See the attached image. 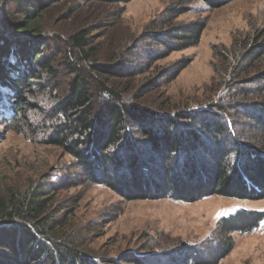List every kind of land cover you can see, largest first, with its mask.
Here are the masks:
<instances>
[{
  "label": "rangeland",
  "instance_id": "rangeland-1",
  "mask_svg": "<svg viewBox=\"0 0 264 264\" xmlns=\"http://www.w3.org/2000/svg\"><path fill=\"white\" fill-rule=\"evenodd\" d=\"M8 10L22 21L13 7ZM175 12L177 17L172 16ZM36 24L48 39L43 54L54 57L55 73L30 78L43 80L25 87L22 101L27 107L15 122H10L6 108L9 104L15 110L19 100L9 89L1 93L0 195L8 189L39 190L57 232L96 264H194L190 256L205 258L211 250L227 251L216 264H264V221L247 233L217 235L222 217L240 209L264 212V197L126 199L104 183L99 165L91 178L75 158L48 141L63 122L56 106L75 76L72 68L89 77L94 116L108 98L102 83L123 103L162 117L176 112L203 116L204 111L238 115L233 102L254 104L260 99L253 77L264 69V56L248 74L249 67H240V53L243 44L264 33V0H228L214 7L200 0H56ZM191 24L203 27L194 45L169 53L157 44L165 30ZM79 30L87 33L88 59L69 42ZM234 62L239 64L235 70ZM90 64H118L123 69L104 83L89 74ZM248 123L247 118L239 121L237 137L251 135L245 131ZM197 129L210 145L206 132ZM144 145L138 137L139 153L144 154Z\"/></svg>",
  "mask_w": 264,
  "mask_h": 264
},
{
  "label": "trees",
  "instance_id": "trees-1",
  "mask_svg": "<svg viewBox=\"0 0 264 264\" xmlns=\"http://www.w3.org/2000/svg\"><path fill=\"white\" fill-rule=\"evenodd\" d=\"M54 1L1 2L0 32L8 36L0 33V102L5 89L19 100L15 110L9 104L6 108L10 122H15L27 107L22 101L25 87L34 86V82L39 86L43 80L30 78L55 73L51 66L54 57L43 54L48 39L36 24ZM191 1L196 0L186 3ZM200 1L214 7L228 0ZM11 7L22 21L13 19L14 13L8 10ZM178 15L175 12L172 16ZM202 30L199 24L171 27L156 41L170 53L197 43ZM260 37L241 48L240 67H249L248 74L264 56V40L259 41ZM69 42L84 59L89 58L85 53L88 44L85 30L71 35ZM31 66L37 69L36 73ZM237 66L234 62L232 69ZM122 69L118 64H90L89 74L106 83L108 78L121 75ZM72 71L75 76L69 90L56 106L63 122L48 141L75 158L89 177H94L99 165L104 183L126 199L169 197L189 202L211 195L238 199L264 197V69H258L253 77L260 86L257 94L260 99L254 104L236 100L232 108L240 110L238 115L225 117L205 111L203 116L195 112L158 116L123 103L118 93L103 83L101 87L108 98L94 116L89 77L73 68ZM14 73L19 76L13 78ZM241 75L243 70L237 77ZM243 118L249 119L245 131L251 135L237 137L238 123ZM197 126L210 137V145L201 137ZM138 137L145 143L140 148L145 150L144 154L138 151ZM197 150L205 157L197 154ZM46 205L41 192L30 188L8 189L0 195V264H96L90 255L57 232V222L46 214ZM262 221L264 212L240 209L219 220L217 235L228 238L234 232L247 233ZM226 253L211 250L205 258L195 254L190 260L194 264H216Z\"/></svg>",
  "mask_w": 264,
  "mask_h": 264
}]
</instances>
